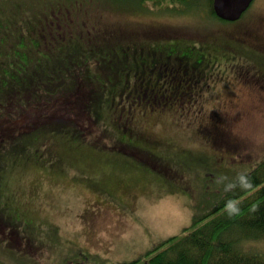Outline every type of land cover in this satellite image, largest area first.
Returning a JSON list of instances; mask_svg holds the SVG:
<instances>
[{"label":"rangeland","instance_id":"rangeland-1","mask_svg":"<svg viewBox=\"0 0 264 264\" xmlns=\"http://www.w3.org/2000/svg\"><path fill=\"white\" fill-rule=\"evenodd\" d=\"M73 1L0 0V42L11 32L33 28L46 53L80 49L77 60L94 57L101 65H109L117 77L109 72L108 83L115 78L131 80L137 88L148 86L157 93L164 91L167 79L154 84L156 74L147 69L148 47L158 49L159 58L167 45H184L189 54L201 47L205 62L212 58L219 68L216 75L204 71L208 79L196 96L161 101L153 109L147 102L137 103L132 94L113 101L108 92L102 103L91 102L93 121L84 112L77 114L83 119L78 120L79 127L83 122L94 133L89 142L73 137L72 132L36 133L49 144L40 157H33L46 162L18 157L12 163L13 156L8 154L0 171L2 198L20 213L15 217L10 210L29 236L10 226L9 231H0L10 243L8 247L0 239V264H87L95 258L115 264L140 258L154 245L181 234L196 215L213 206L237 175L264 160V92L236 76L253 66L264 72V0H253L235 22L212 16L208 0H192L200 1V7L146 2V11L139 0H78L84 12L98 18L83 21L75 14ZM21 4L20 10H14ZM162 8L178 10L161 13ZM98 29L110 31L111 44L88 38ZM118 29L124 40L115 42L111 36ZM127 38L146 51L139 61H126L124 66L132 72L124 74L116 57L128 44ZM87 65L92 73L106 72L95 60ZM11 73L25 81L22 73ZM87 77L91 83V75ZM44 85L47 93L48 85ZM50 85L58 94L57 82ZM80 89L77 85L74 94L60 96L58 102L65 99L68 104L59 120L66 117L64 111L73 112L69 107ZM49 98L43 103H50ZM56 102L51 103L59 108ZM6 109L12 112L16 107L10 103ZM19 117L23 119L15 125L22 120L24 125L31 117L36 124L40 120V114L25 115L24 111L14 115ZM243 247L264 255V239Z\"/></svg>","mask_w":264,"mask_h":264},{"label":"trees","instance_id":"trees-1","mask_svg":"<svg viewBox=\"0 0 264 264\" xmlns=\"http://www.w3.org/2000/svg\"><path fill=\"white\" fill-rule=\"evenodd\" d=\"M165 1H170L177 6L184 5L187 7L191 4L196 7L201 6L200 1L195 3L192 0H139V5L142 10L145 9L146 11V8H149L146 2L158 5ZM208 1L211 15L218 18L212 9V0ZM21 6L22 4L17 7L14 6V10H20ZM71 6L80 20L87 21L88 18L94 17L93 12L91 15L82 10L78 0H74ZM85 8L89 10L88 7L85 6ZM177 10L176 8L173 12L162 8L159 11L175 14ZM12 28H15L14 22ZM101 30L98 29L94 36L90 35L88 38L95 37L111 44L110 31L100 33ZM118 32L121 30H113L111 36L116 40L115 42L124 40L121 39V33ZM125 40L128 41V44L122 45L120 57H116L124 74L132 72L124 66L126 61H139V55L145 53L147 49L151 58L147 65L148 73L156 74L157 81L155 80L154 84L159 83L161 78L167 79L164 91L157 93L150 90L148 86L144 89L137 88L131 80L127 82L118 78L110 79V83H108L106 80V76L110 72L108 64L101 65V61L94 57H84L82 61L77 60L76 55L82 51L76 48L74 53L66 51L46 53L43 51L40 39L33 28L16 30L5 35L4 40L0 42V113L3 117L0 120V123L2 122L0 125V171L4 162L7 161L8 154L13 156L12 163L17 162L19 158L25 161L46 162L42 158L33 157V155L40 157L41 149L45 150L49 144V142L45 144L44 135H36L40 131L43 133L47 131L54 133L72 132L73 137L77 136L80 140L89 142L88 138L94 133H89L91 132L89 131L90 126H86L83 122L82 126L79 127L78 120L81 122L83 119H80L77 114L84 112L93 121L89 116L91 102L102 103L108 92L113 95V101L116 98L123 101L124 93L127 94V97L132 94L137 99V103L147 102L153 109L157 104H161V101H173L176 97L186 100L190 96H196V91L202 86L203 80L208 79L205 77L207 75H204V70L207 71V74L212 72L213 75H216L215 69L219 68V64L213 62L215 60L212 58H210L211 61L209 60L210 63L205 62V52L203 53L204 49L201 47L192 48L193 52L190 50L189 54L184 45H167L162 48L161 51L164 52L159 58L158 49L151 47L142 49L132 40L128 38ZM195 50H198L197 53ZM199 52L201 53L198 54ZM94 60L102 72L106 71L103 75L98 74L100 72L95 74L89 70L87 64ZM136 68L139 69V66ZM209 70L211 72H208ZM11 72L22 73L26 76L25 81L12 77ZM110 73L115 76V73ZM89 74L91 75V83L87 77ZM49 78L51 79L50 82H48ZM76 80H81V83L77 84L81 89L80 92H76L80 94L77 101H74L69 107L73 108V112L66 113L64 111L66 117L64 116L65 118L59 120L60 112L62 113L68 103L65 102V99L60 102L58 100L62 94L66 96V93H75ZM174 80H177V86H174ZM95 81H98V84L95 85ZM51 82H57L58 94L52 89ZM44 83L48 85L47 93V87ZM98 92H105V94H98ZM27 96L30 97L29 101H25ZM49 96L50 103L44 104L43 100ZM55 101L58 102L59 108H55V104L51 103ZM10 103L12 107H16V109H12V112L6 109ZM33 106H38L37 110H34ZM135 106L137 107V105ZM23 111L25 115L26 113L40 114L39 124L32 122L31 117L30 120H25L24 125L23 120L15 125L23 118L16 119L14 115ZM73 113L75 114L73 115ZM118 118L120 117H116V119ZM68 119L72 121L70 122ZM94 121L98 122L97 120ZM5 122L6 125L3 124ZM75 123L77 126H74ZM116 126H118V122ZM96 140L98 141L99 138ZM234 180L229 186L224 187L218 198H215L213 206L207 212L196 215L191 225L184 228L181 234L169 237L154 245L140 258L115 264H264L263 254L252 253L243 247V244L249 241L264 239V160L260 161L250 171L237 175ZM10 210L13 216L20 215L18 211L11 209L8 202L3 200L0 188V231H9L6 228L10 226L16 231H23L24 237L29 236L26 229L21 227L19 221L10 214ZM20 219L28 222L29 225L31 224V221L26 217ZM0 239L6 244L8 242L9 246H7L10 247L9 240L4 239L2 232ZM94 260L93 263L87 264H104L96 258Z\"/></svg>","mask_w":264,"mask_h":264},{"label":"water","instance_id":"water-1","mask_svg":"<svg viewBox=\"0 0 264 264\" xmlns=\"http://www.w3.org/2000/svg\"><path fill=\"white\" fill-rule=\"evenodd\" d=\"M253 0H212L214 14L221 20L234 22L241 18Z\"/></svg>","mask_w":264,"mask_h":264},{"label":"flooded vegetation","instance_id":"flooded-vegetation-1","mask_svg":"<svg viewBox=\"0 0 264 264\" xmlns=\"http://www.w3.org/2000/svg\"><path fill=\"white\" fill-rule=\"evenodd\" d=\"M261 46L264 47V44ZM245 58H246V60H250L251 57L247 56ZM251 69H253V70H251ZM251 69L248 68L247 70H240L238 74L236 73V76L237 77L243 76V77L247 78L250 81L252 86H256L258 89H261L264 92V84H263L264 72L257 70L255 66L251 67ZM205 74L206 73L204 72V75ZM194 75H195V73H194ZM201 88H202V86L196 92L200 93Z\"/></svg>","mask_w":264,"mask_h":264}]
</instances>
